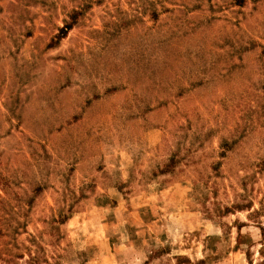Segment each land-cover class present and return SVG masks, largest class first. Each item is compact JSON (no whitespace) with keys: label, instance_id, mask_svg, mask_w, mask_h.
Listing matches in <instances>:
<instances>
[{"label":"rangeland","instance_id":"rangeland-1","mask_svg":"<svg viewBox=\"0 0 264 264\" xmlns=\"http://www.w3.org/2000/svg\"><path fill=\"white\" fill-rule=\"evenodd\" d=\"M261 261L264 0H0V264Z\"/></svg>","mask_w":264,"mask_h":264},{"label":"trees","instance_id":"trees-1","mask_svg":"<svg viewBox=\"0 0 264 264\" xmlns=\"http://www.w3.org/2000/svg\"><path fill=\"white\" fill-rule=\"evenodd\" d=\"M77 14V12H73L71 14V21L70 22H66L59 30V34L57 36L58 39H60L61 37H64V35L67 33V31L72 27V25L75 23V15ZM251 264V263H250ZM256 264H264L263 261H261L260 263H256Z\"/></svg>","mask_w":264,"mask_h":264}]
</instances>
